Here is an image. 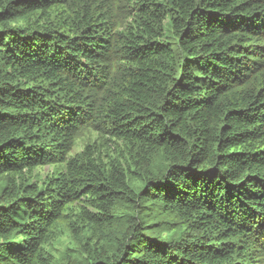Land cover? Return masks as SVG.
I'll return each mask as SVG.
<instances>
[{
    "label": "trees",
    "instance_id": "16d2710c",
    "mask_svg": "<svg viewBox=\"0 0 264 264\" xmlns=\"http://www.w3.org/2000/svg\"><path fill=\"white\" fill-rule=\"evenodd\" d=\"M78 220L79 264H264V0H0V264Z\"/></svg>",
    "mask_w": 264,
    "mask_h": 264
},
{
    "label": "rangeland",
    "instance_id": "374dc122",
    "mask_svg": "<svg viewBox=\"0 0 264 264\" xmlns=\"http://www.w3.org/2000/svg\"><path fill=\"white\" fill-rule=\"evenodd\" d=\"M94 141L98 144V138L95 134H89L86 133L84 136H82L74 146L71 156H75L82 152L87 144H92ZM115 143H113L114 146ZM104 147H106V144L100 147L101 151V157H103L104 160L107 159V155L105 154V151L103 150ZM54 167H44L42 169L38 170L39 174H43V177H47L48 175H51ZM85 205V204H83ZM78 207L76 206V209ZM91 213H94V211L89 209ZM77 213V212H76ZM76 218L73 219L75 221ZM79 224L78 228L76 229V233H68L65 231L64 234H60L59 240L57 242H54L52 246L49 247V251L52 253V255L57 259V263L60 264H79V261L81 260L80 253L82 252V247L80 245L79 239L83 237L85 234V221L78 220L77 222Z\"/></svg>",
    "mask_w": 264,
    "mask_h": 264
}]
</instances>
